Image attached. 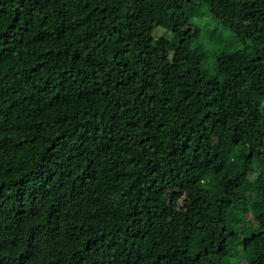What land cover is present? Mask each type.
<instances>
[{
    "label": "trees",
    "instance_id": "obj_1",
    "mask_svg": "<svg viewBox=\"0 0 264 264\" xmlns=\"http://www.w3.org/2000/svg\"><path fill=\"white\" fill-rule=\"evenodd\" d=\"M263 100L264 0H0V264H264Z\"/></svg>",
    "mask_w": 264,
    "mask_h": 264
},
{
    "label": "rangeland",
    "instance_id": "obj_2",
    "mask_svg": "<svg viewBox=\"0 0 264 264\" xmlns=\"http://www.w3.org/2000/svg\"><path fill=\"white\" fill-rule=\"evenodd\" d=\"M201 10L204 11V14L201 17H192L191 23L200 28L196 42H199L207 53L204 65L212 69L215 62L214 55L224 44L232 41V32L221 22L212 19L206 7H201ZM157 32L162 33L163 28H159ZM241 45V42H234L232 48H238ZM262 107H264V100L262 101Z\"/></svg>",
    "mask_w": 264,
    "mask_h": 264
}]
</instances>
